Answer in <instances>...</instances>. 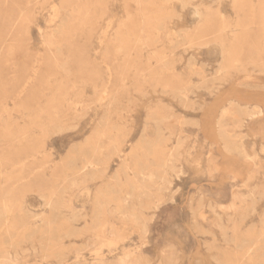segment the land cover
<instances>
[{
	"label": "rangeland",
	"instance_id": "1",
	"mask_svg": "<svg viewBox=\"0 0 264 264\" xmlns=\"http://www.w3.org/2000/svg\"><path fill=\"white\" fill-rule=\"evenodd\" d=\"M0 264H264V0H0Z\"/></svg>",
	"mask_w": 264,
	"mask_h": 264
},
{
	"label": "bare ground",
	"instance_id": "2",
	"mask_svg": "<svg viewBox=\"0 0 264 264\" xmlns=\"http://www.w3.org/2000/svg\"><path fill=\"white\" fill-rule=\"evenodd\" d=\"M249 114H250V112H248ZM251 115V114H250ZM253 115H254V113H253ZM249 117V116H248Z\"/></svg>",
	"mask_w": 264,
	"mask_h": 264
}]
</instances>
